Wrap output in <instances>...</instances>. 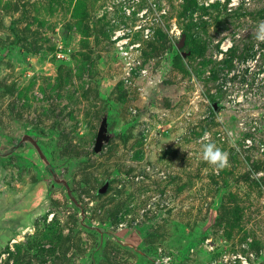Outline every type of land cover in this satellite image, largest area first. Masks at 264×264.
I'll return each mask as SVG.
<instances>
[{
    "label": "rangeland",
    "instance_id": "obj_1",
    "mask_svg": "<svg viewBox=\"0 0 264 264\" xmlns=\"http://www.w3.org/2000/svg\"><path fill=\"white\" fill-rule=\"evenodd\" d=\"M261 22L264 0H0V123L58 117L81 155L108 110L124 132L74 169L95 188L116 171L106 192L79 196L93 221L150 224L162 264H264ZM209 142L225 166L203 159ZM7 165L0 218L14 229L0 232V264H81L97 236L72 233L63 190L46 201L43 168ZM100 264L146 262L107 241Z\"/></svg>",
    "mask_w": 264,
    "mask_h": 264
},
{
    "label": "water",
    "instance_id": "obj_2",
    "mask_svg": "<svg viewBox=\"0 0 264 264\" xmlns=\"http://www.w3.org/2000/svg\"><path fill=\"white\" fill-rule=\"evenodd\" d=\"M108 114L109 111L106 110L101 116L92 151L81 155L66 151L67 142L60 143L64 135L57 125L44 128L42 125L31 124L29 121L17 120L13 126L16 141L0 131V175L4 173L5 166L13 160L15 166L19 169L34 168L39 170V168H44L45 173H47V170L51 171L50 175L47 174V176L52 179V183L44 191L45 200L50 201L53 191L63 190L66 199L69 201V206H72L77 212L79 219L77 230L84 228L97 236L96 246L90 256L81 264H100L107 241H113L121 247L136 253L140 260L149 264H162L163 258L146 249L145 239L149 236L150 224L114 229L109 223L102 224L93 221L87 215L84 205L76 193V190L84 185L87 187L92 186L87 181H82L74 186L73 170L87 165L91 159L99 155L111 138L118 133H123L125 130V127L122 130H112L109 126ZM42 130L46 132V135H42ZM65 166H68V172L62 176L61 172ZM115 175L116 171L107 178L102 186L97 188L96 192H106L110 181ZM41 182L42 180L38 178L32 187L35 188ZM13 229V226L4 225L0 218V232L2 234Z\"/></svg>",
    "mask_w": 264,
    "mask_h": 264
},
{
    "label": "flooded vegetation",
    "instance_id": "obj_3",
    "mask_svg": "<svg viewBox=\"0 0 264 264\" xmlns=\"http://www.w3.org/2000/svg\"><path fill=\"white\" fill-rule=\"evenodd\" d=\"M17 120H19V117H13V115L12 114H10L9 115V119H8V121L6 122V126H3L1 123H0V129L3 131V132H5L6 134H8V135H10V137H12V139L14 140V141H16V133L13 131V129H12V123L13 122H15V121H17ZM29 122L31 123V124H37V125H41V123H39V122H37V121H32V120H29ZM51 125H53V124H51ZM51 125H44V126H46V127H44V128H50V127H53V126H51ZM61 130V129H60ZM62 131V130H61ZM41 133H42V135L44 136V135H46V132L45 131H41ZM65 142V138L64 139H62L61 141H60V143H64ZM67 150L68 151H70V152H73V151H71V148L69 147V145L67 146ZM13 163H14V161H11L10 162V164H8V165H13ZM7 165V166H8ZM44 169V168H43ZM55 169V168H54ZM47 170V169H46ZM77 170V169H76ZM76 170H73V174H74V179H73V184H74V186L75 185H77L80 181H82L81 179L82 178H80L79 180L76 178V174H77V172L79 171H76ZM27 171H30L31 172V176L33 175V173H34V171L33 170H31V169H29V170H27ZM42 174H41V178H42V180H43V184H44V188H46L47 186H49L51 183H52V179L50 178V177H45V174H44V172L42 171V170H39ZM67 171H68V166H65V167H63V171L61 172V175L63 176V175H65L66 173H67ZM50 173H51V171H49V170H47V173H46V175L47 174H49L50 175ZM99 188V187H98ZM57 191H59V192H62V191H60V190H57ZM83 191H90V192H96L97 191V187L95 188V187H87L86 185H84L82 188H80V189H77L76 190V193H77V195L78 196H80L81 197V193L83 192ZM56 192V191H55ZM63 193V192H62ZM53 194V193H52ZM147 239V238H146ZM146 239H145V245H146ZM149 247H147V245H146V249H148ZM144 262H146V261H144ZM146 264H149L148 262H146Z\"/></svg>",
    "mask_w": 264,
    "mask_h": 264
},
{
    "label": "clouds",
    "instance_id": "obj_4",
    "mask_svg": "<svg viewBox=\"0 0 264 264\" xmlns=\"http://www.w3.org/2000/svg\"><path fill=\"white\" fill-rule=\"evenodd\" d=\"M255 38L257 40H264V22H261L255 31ZM203 159L210 165L217 168L223 167L227 163V155L220 149L216 148L213 143L203 145Z\"/></svg>",
    "mask_w": 264,
    "mask_h": 264
},
{
    "label": "trees",
    "instance_id": "obj_5",
    "mask_svg": "<svg viewBox=\"0 0 264 264\" xmlns=\"http://www.w3.org/2000/svg\"><path fill=\"white\" fill-rule=\"evenodd\" d=\"M11 47H9L8 49H10ZM6 49L7 48H2V49H0V62L4 59V57H5V51H6ZM7 49V50H8ZM9 51V50H8ZM1 91H3V88L0 86V92ZM13 117H17V115H15V114H13ZM60 123V119L58 118V117H56V118H54V121H53V124H55V125H58ZM61 131V130H60ZM80 199V198H79ZM73 213H74V215H76V219H75V222H76V224L73 226V228H72V233H77V232H79V231H87V230H85L84 228H81V230H77V225H78V222H79V219H78V216H77V212H76V210L75 209H73ZM89 216V215H88ZM90 217V216H89ZM107 223H109L110 225H111V221L110 220H108V222ZM89 232V231H88ZM93 235H96V234H94V233H92ZM148 250H150V248H148ZM151 251V250H150ZM139 260H140V258H139ZM140 261H142V262H144L143 260H140Z\"/></svg>",
    "mask_w": 264,
    "mask_h": 264
},
{
    "label": "built area",
    "instance_id": "obj_6",
    "mask_svg": "<svg viewBox=\"0 0 264 264\" xmlns=\"http://www.w3.org/2000/svg\"><path fill=\"white\" fill-rule=\"evenodd\" d=\"M239 257L242 259L243 264H248V261L245 258H242L241 255H239Z\"/></svg>",
    "mask_w": 264,
    "mask_h": 264
}]
</instances>
